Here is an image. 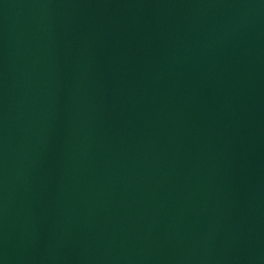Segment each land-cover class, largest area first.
<instances>
[{
  "label": "water",
  "instance_id": "95a60500",
  "mask_svg": "<svg viewBox=\"0 0 264 264\" xmlns=\"http://www.w3.org/2000/svg\"><path fill=\"white\" fill-rule=\"evenodd\" d=\"M0 264H264V0H0Z\"/></svg>",
  "mask_w": 264,
  "mask_h": 264
}]
</instances>
